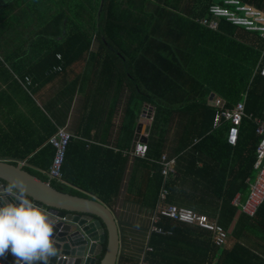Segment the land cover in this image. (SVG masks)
Wrapping results in <instances>:
<instances>
[{"label":"trees","instance_id":"1","mask_svg":"<svg viewBox=\"0 0 264 264\" xmlns=\"http://www.w3.org/2000/svg\"><path fill=\"white\" fill-rule=\"evenodd\" d=\"M240 1L264 11V0ZM214 3L0 0V56H61L57 63L62 77L73 64L87 62L93 76L87 81L96 90L109 81L129 87L128 115L132 118L124 128L129 139L135 130L136 109L143 103L154 106L147 155L137 160V166L147 171L140 189L145 200L142 207L154 211L165 184L168 196L161 205L204 214L227 231L240 211L234 199L247 197V180L257 174L254 165L261 136L256 129L257 122L264 120V77L260 74L264 41L258 33L223 20L217 31L200 24ZM8 33L13 38L8 40ZM81 77H76L73 92ZM212 93L225 101V108L245 103L246 117L235 146L227 142L229 124L213 128L217 108L208 102ZM93 113L94 107L82 120L80 129L87 134L97 121ZM56 131L53 127L17 156L26 162L24 169L63 193L82 197L88 196L77 189L97 193L86 179V144L75 138L63 167L66 184L49 180L46 172L54 149L47 141ZM171 134L174 140L168 146ZM129 146L130 142L125 149ZM164 154L176 159L175 172L165 182L159 163ZM107 206L114 209L113 204ZM158 226L171 235H149L152 251L145 253L147 264H264V203L253 218L241 213L230 248L216 245L214 234L195 224L162 217ZM246 238L256 242L249 245ZM120 264H139V260L122 255Z\"/></svg>","mask_w":264,"mask_h":264},{"label":"crops","instance_id":"2","mask_svg":"<svg viewBox=\"0 0 264 264\" xmlns=\"http://www.w3.org/2000/svg\"><path fill=\"white\" fill-rule=\"evenodd\" d=\"M11 35L8 33V40L13 38ZM0 58L3 61V67H0V159L21 165L25 161L17 156L26 151L30 142L43 139L53 127L57 130L68 126L75 140L86 144V179L91 184V189L97 193L76 189L87 195V198H97L105 205H114L113 211L121 222L123 255L139 259L148 243V230L155 210L142 207L145 200L140 196V189L147 171L137 166V160L144 157L136 156L131 148L145 106L152 107L155 113L154 106L143 103L140 109H136L135 130L129 139L124 131L125 125L132 118L128 115L129 87L109 81L96 90L89 85L93 76L92 65L87 62L73 64L62 77L60 64L57 63L61 56ZM5 71H8V79ZM77 76H82L83 84L79 82L73 92ZM85 77L89 78L86 82L82 79ZM68 89H72V92ZM92 107L97 121L92 122V132L87 134L80 128L83 117L90 114ZM172 134L168 146L174 140ZM129 142V149L126 150ZM134 172L136 183L130 192V179ZM246 199L247 197L237 195L234 200L244 203ZM241 213L240 210L227 230L229 240L224 246L228 248L234 244L230 236ZM246 239L249 245L256 242Z\"/></svg>","mask_w":264,"mask_h":264},{"label":"water","instance_id":"3","mask_svg":"<svg viewBox=\"0 0 264 264\" xmlns=\"http://www.w3.org/2000/svg\"><path fill=\"white\" fill-rule=\"evenodd\" d=\"M218 98L212 93L209 104ZM153 112L145 106L133 153L138 142L148 143ZM122 249L121 222L110 207L58 191L0 159V264H96L101 254L99 264H120Z\"/></svg>","mask_w":264,"mask_h":264},{"label":"built area","instance_id":"4","mask_svg":"<svg viewBox=\"0 0 264 264\" xmlns=\"http://www.w3.org/2000/svg\"><path fill=\"white\" fill-rule=\"evenodd\" d=\"M225 21L233 26L241 27L249 32L258 33L259 37L264 41V11L259 10L251 5L245 4L240 0H215L209 10V16L201 19L199 22L210 30L217 31L221 21ZM262 66L260 74L264 77V50L262 56ZM222 99L215 101L217 108L213 128L218 129L224 124H229L227 132V142L235 146L240 135V128L245 113V103L239 102L232 109L225 108L221 105ZM256 132L261 136V141L257 147V159L254 169L257 174L253 180H248L250 190L244 203L234 200L233 204L240 208L241 212L249 217H254L261 205L264 203V120L257 122ZM74 135L69 131L68 126L59 127L57 131L48 139L47 143L54 149V157L49 170L46 172L50 181H56L66 184L64 180L63 167L66 160L68 147L74 139ZM148 145L145 143H137L134 154L138 157L147 155ZM159 163L162 165V175L164 182L170 174L174 173L176 164L175 158H168L164 154ZM22 162L21 165H25ZM168 190L165 184L162 186L159 194V203L151 216V225L148 230L151 233L161 235H171L170 231H164L158 226L162 217H166L181 223L197 225L198 227L210 231L214 234L216 245L224 246L229 240L228 232L220 225L212 222L206 215L199 214L191 209L178 207L177 205L163 206L166 201ZM152 251L148 246L145 247L143 255L139 257V264H147L145 262V253Z\"/></svg>","mask_w":264,"mask_h":264}]
</instances>
